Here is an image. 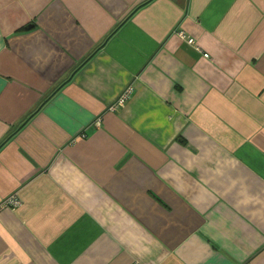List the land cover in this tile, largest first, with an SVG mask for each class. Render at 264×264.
Listing matches in <instances>:
<instances>
[{"label":"crops","instance_id":"crops-1","mask_svg":"<svg viewBox=\"0 0 264 264\" xmlns=\"http://www.w3.org/2000/svg\"><path fill=\"white\" fill-rule=\"evenodd\" d=\"M0 264H264V0H0Z\"/></svg>","mask_w":264,"mask_h":264},{"label":"built area","instance_id":"built-area-1","mask_svg":"<svg viewBox=\"0 0 264 264\" xmlns=\"http://www.w3.org/2000/svg\"><path fill=\"white\" fill-rule=\"evenodd\" d=\"M181 33L182 36L185 37L183 31H179ZM187 38V41L189 43H195V39L194 37L190 36V37H186ZM205 56H208V53H204ZM131 90V86L130 85H127L124 90L120 93V95L116 98L114 104H119V103H122L125 98L128 96V93L130 92ZM8 202L11 203V204H17L19 202V199L17 197H15L14 195L10 196L9 199H8Z\"/></svg>","mask_w":264,"mask_h":264}]
</instances>
